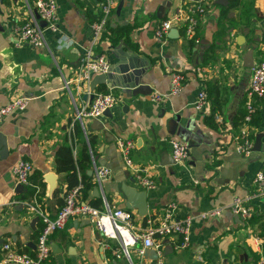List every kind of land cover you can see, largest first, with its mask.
Instances as JSON below:
<instances>
[{"label": "crops", "instance_id": "0c3cea01", "mask_svg": "<svg viewBox=\"0 0 264 264\" xmlns=\"http://www.w3.org/2000/svg\"><path fill=\"white\" fill-rule=\"evenodd\" d=\"M120 1L116 0L106 29L94 41L91 23L101 15L103 0H56L57 28H46L45 43L32 46L15 45L13 30L31 11L36 16L35 0H0V105L15 96L28 97L25 108L13 110L0 123L9 148L0 159V256L6 242L15 250L35 252L34 231L40 220L35 228L30 226L37 215L32 204L36 200L54 216L68 190L65 173L55 170L56 148L68 144L76 156L83 138L92 135L93 161L111 174L100 186L95 184L99 196L92 187L85 200L105 196L110 203L131 210L136 225L143 224L149 214L159 215L172 200L177 203L176 219L190 217L186 247L172 248L176 237L166 238V264H259L264 253V191L259 190L255 175L264 167V96L257 100L247 126L252 141L248 155L238 149L242 123H236L252 68L245 67L243 56L253 47L254 64L259 58L264 0L250 5L243 0L234 5L214 0L198 26L197 43L181 30L174 36L155 33L158 21L176 11L181 0H122L117 8ZM108 25L126 26L128 31L113 42L115 35L107 31ZM89 52L92 56L104 53L110 66L106 83L95 89L111 90L115 96L109 107L112 116L99 118L103 129L95 128L90 118H75L76 108L91 100L88 83L76 79ZM171 71L186 77L177 94L171 93ZM66 79H72L69 88L64 86ZM138 82L152 90L132 94L130 87ZM200 89L206 91L208 101L198 110L194 103ZM154 94L165 98L155 99ZM118 138L133 141L130 157L156 181L154 187L145 188L134 177ZM170 138L189 143L186 161L173 158ZM21 158L33 163L32 172L39 170L43 175L40 200L23 196L30 181L22 191H15L12 167ZM50 171L55 174L53 184L45 179ZM128 188L134 189L136 203L138 192L146 191L144 215L137 207H127L124 190ZM236 197L249 205L250 217L245 219L233 210ZM214 209L220 211L210 214ZM51 240L58 245L49 254L54 264L155 262L154 248L143 247L140 240L129 247V256L119 253V243H107L86 217H71Z\"/></svg>", "mask_w": 264, "mask_h": 264}, {"label": "built area", "instance_id": "2783aa9c", "mask_svg": "<svg viewBox=\"0 0 264 264\" xmlns=\"http://www.w3.org/2000/svg\"><path fill=\"white\" fill-rule=\"evenodd\" d=\"M214 0H181L176 11L169 13L160 19L156 25L155 33L162 37L172 28L182 31V35L199 41L196 35L198 26L203 19L208 6ZM116 0H103L101 15L91 25L93 40L95 41L106 29L110 13ZM36 17L31 11L25 21L14 27L13 43L15 45L28 44L42 46L45 43L44 30L56 29L58 25V12L56 0H35ZM40 20L45 21L41 25ZM264 31V18H263ZM258 60L251 68L250 81L243 102L244 114L242 126L238 138V149L248 155L251 152V138L248 124L253 119L256 111L257 100L264 96V33L259 47ZM109 61L104 53L92 56L89 52L83 60L77 80L89 82L92 73H104L109 70ZM171 93L177 94L186 83V77L182 72L171 71ZM72 79H66L64 86L69 88ZM89 86V85H88ZM155 99L162 100L163 95L154 94ZM115 96L111 90L95 91L93 98L76 108L75 118H100L103 111L113 105ZM208 96L204 89H200L194 107L201 110L207 103ZM28 103V97L20 95L12 97L6 103L0 105V123L4 117L16 109H23ZM171 154L176 161L182 162L189 158L190 146L185 140L170 138ZM117 145L123 154L125 164L132 170L133 175L145 188H152L156 181L145 174L144 167L136 164L130 157V149L133 146L131 139H117ZM92 176L96 184L100 186L102 180L108 178L111 170L105 166L97 165L93 161ZM33 170V163L21 158L12 167L17 183L23 185L29 183V175ZM255 181L260 191H264V167L255 175ZM81 184L69 188L64 195V202L58 208L54 216H50L36 200L32 204L33 210L39 216L41 228L35 242L34 254L15 250L9 242L3 244V254L0 256V264H40L51 252L50 233L56 227L60 228L71 217H86L94 225L103 238L110 243L115 240L119 243L122 254L129 256V247L138 240L142 246L152 247L157 253L154 264H166L163 258V248L168 237H176L171 243L172 248L186 247L189 244L191 219L188 215L176 219L174 211L177 207L175 201H169L163 207L159 215L149 214L145 216L143 224L136 225L131 210L110 203L105 196L102 197L101 205H93L88 200L81 198ZM232 208L245 219L250 217L252 210L241 198L236 197L232 202ZM220 209L210 211V214L218 213ZM119 253L117 255H119ZM259 264H264V253L261 255Z\"/></svg>", "mask_w": 264, "mask_h": 264}, {"label": "trees", "instance_id": "16d2710c", "mask_svg": "<svg viewBox=\"0 0 264 264\" xmlns=\"http://www.w3.org/2000/svg\"><path fill=\"white\" fill-rule=\"evenodd\" d=\"M241 1L242 0H229L228 4L234 5L241 3ZM243 1L244 3L246 4L248 3V5H250L253 0H243ZM107 31L110 32V34L112 33L115 35L114 38L111 37L112 41L114 42L116 40V36H120V34L122 33L125 34L128 31V29L126 26L114 27L108 25ZM190 40L193 43H197L193 38H190ZM101 90H105V89L103 88ZM243 114H244V108L242 109V114H240V117H238V121L236 124H239L240 122L242 123ZM76 131L78 133V136H80L81 133L80 127L78 128L77 126ZM93 143H94V137L92 135H88L87 138L85 137L83 138L81 149L76 156L73 154L72 147L65 143L60 144L56 148V152H55V170L57 172L65 173L68 189L78 184L82 185L81 195H80L82 199L87 197V192L90 189H92V187H94V185L96 184V182L93 179V176L87 173V169L92 167V163H93V154H94ZM29 181H30V185H28L27 189L22 193L23 196L29 199L33 195H35L40 200L41 195L44 193V187H45V181L41 171L39 170L33 171L32 174L29 175ZM62 201L64 202V199ZM63 202L61 203V205L63 204ZM89 202L92 203L93 205L98 206L101 205L102 200L100 197H94L93 199H90ZM40 228H41V221L39 222L37 229L34 231L37 235L40 231ZM59 230L60 228L58 227L53 229V231L49 235L50 239H54L56 232H58ZM18 251H23V250H18ZM30 253L34 254V251ZM40 264H54L51 255H49L46 259L41 261Z\"/></svg>", "mask_w": 264, "mask_h": 264}, {"label": "water", "instance_id": "95a60500", "mask_svg": "<svg viewBox=\"0 0 264 264\" xmlns=\"http://www.w3.org/2000/svg\"><path fill=\"white\" fill-rule=\"evenodd\" d=\"M215 2L219 3V4H226L227 0H215ZM121 4H122V0L119 2L117 8H119V6ZM36 17H39L37 12H36ZM40 23H41V25H44L45 21L40 20ZM168 32H169V36H174V34H178L179 33V29L176 28V27H172ZM243 59H244L245 67L251 68L253 66V64H254L253 47H249L245 51ZM106 76H107V72H104V73L101 72V73H98V74L94 75L92 77V79L88 82V85H89V88H90V92H91L90 95H89L90 99H92L93 96H94V92H95L97 84L106 83ZM151 90H152L151 87L147 83H143V82L135 83L134 85H131V87H130V91H131L132 94H137V93L145 92V91L150 92ZM86 96L87 95L84 94V98ZM103 114L106 115V116H112L110 108H106L103 111ZM177 117H178V115L175 114L174 115V119H176ZM92 122L95 124L94 125L95 128H100V129L104 128V124L99 118H93ZM8 150H9V148H8L7 139L5 138L3 133L0 132V159L4 158L8 154ZM92 172H93L92 168L88 169V171H87L88 174H92ZM54 177H55V174L52 171L47 172L46 175H45V179L50 184H53ZM22 188H23V184H21V183H17L15 185V191H17V192L22 191ZM124 191H125V194H126L127 199H128V202L126 204L127 207L128 208L137 207L139 213L141 215H144L146 213V208H147L146 207V191L142 190V191L138 192L139 193V202L138 203H136V201L133 200V197H132V195H133L132 193L134 192L133 188H128L127 190H124ZM93 194L95 196H99V194H100L97 185H95L93 187ZM37 221H39V216L38 215L33 217L32 221L30 223V226L32 228H35V224H36ZM86 221L89 222L88 218H86ZM50 245H51V248H52L53 251H57L58 245L56 243H54L52 240H50ZM33 246H35V244ZM145 254L146 253L144 251V255ZM152 257L153 258H157V253H156L155 249H153Z\"/></svg>", "mask_w": 264, "mask_h": 264}]
</instances>
